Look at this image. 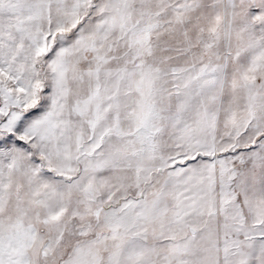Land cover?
I'll use <instances>...</instances> for the list:
<instances>
[{"label": "snow or ice", "instance_id": "snow-or-ice-1", "mask_svg": "<svg viewBox=\"0 0 264 264\" xmlns=\"http://www.w3.org/2000/svg\"><path fill=\"white\" fill-rule=\"evenodd\" d=\"M0 264H264V0H0Z\"/></svg>", "mask_w": 264, "mask_h": 264}]
</instances>
